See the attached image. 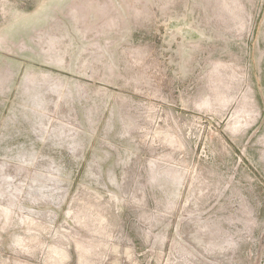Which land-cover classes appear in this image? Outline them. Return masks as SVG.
I'll use <instances>...</instances> for the list:
<instances>
[{
    "label": "rangeland",
    "instance_id": "1",
    "mask_svg": "<svg viewBox=\"0 0 264 264\" xmlns=\"http://www.w3.org/2000/svg\"><path fill=\"white\" fill-rule=\"evenodd\" d=\"M0 264H264V0H0Z\"/></svg>",
    "mask_w": 264,
    "mask_h": 264
}]
</instances>
